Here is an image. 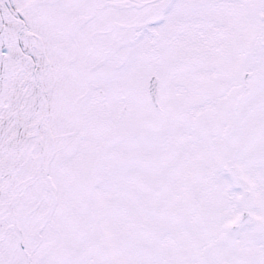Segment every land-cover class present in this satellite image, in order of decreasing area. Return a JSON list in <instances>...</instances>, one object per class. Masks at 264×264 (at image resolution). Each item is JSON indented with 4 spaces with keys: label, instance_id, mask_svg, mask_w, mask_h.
<instances>
[{
    "label": "snow or ice",
    "instance_id": "obj_1",
    "mask_svg": "<svg viewBox=\"0 0 264 264\" xmlns=\"http://www.w3.org/2000/svg\"><path fill=\"white\" fill-rule=\"evenodd\" d=\"M0 264H264V0H0Z\"/></svg>",
    "mask_w": 264,
    "mask_h": 264
}]
</instances>
